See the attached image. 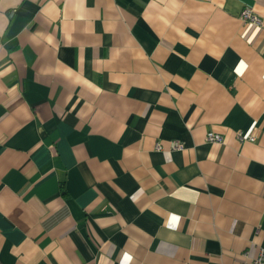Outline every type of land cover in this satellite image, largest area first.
Segmentation results:
<instances>
[{"label":"crops","instance_id":"1","mask_svg":"<svg viewBox=\"0 0 264 264\" xmlns=\"http://www.w3.org/2000/svg\"><path fill=\"white\" fill-rule=\"evenodd\" d=\"M260 247L264 0H0V264Z\"/></svg>","mask_w":264,"mask_h":264},{"label":"built area","instance_id":"2","mask_svg":"<svg viewBox=\"0 0 264 264\" xmlns=\"http://www.w3.org/2000/svg\"><path fill=\"white\" fill-rule=\"evenodd\" d=\"M240 18L243 21L252 22L254 24H261L262 19L261 17L254 12L252 7L245 6L241 13ZM235 137L239 141H245V140H254L255 136L252 134V132H243L237 130L235 132ZM206 140L207 141H213V142H221L222 141V134L219 132H214L212 130H209L206 132ZM159 147V145H157ZM171 147L172 148H179L180 144L177 141H171ZM244 256L246 258L245 264H264V248L260 247L256 253V255L249 257L247 254V250L244 252Z\"/></svg>","mask_w":264,"mask_h":264}]
</instances>
